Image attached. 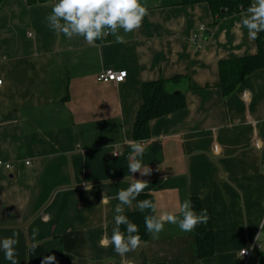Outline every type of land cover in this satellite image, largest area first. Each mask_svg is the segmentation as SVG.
<instances>
[{
  "label": "crops",
  "instance_id": "1",
  "mask_svg": "<svg viewBox=\"0 0 264 264\" xmlns=\"http://www.w3.org/2000/svg\"><path fill=\"white\" fill-rule=\"evenodd\" d=\"M182 1L141 0L148 15L138 30H121L124 43L108 35L93 47L49 28L57 0H0V160L14 165L0 166V239L18 234L19 264L47 255L56 264H245L240 250L256 237L254 257L264 264V68L225 96L219 67L257 54V42L237 28L245 8L215 16L206 2ZM107 68L127 78L98 82ZM176 76L169 89L187 105L150 122L151 136L138 141L152 174L133 177L127 141L135 140L143 83ZM134 179L147 180L141 194L168 211L202 200L213 253L200 257L195 230L172 224L124 257L102 244L114 227L115 197ZM0 264H10L2 251Z\"/></svg>",
  "mask_w": 264,
  "mask_h": 264
},
{
  "label": "clouds",
  "instance_id": "2",
  "mask_svg": "<svg viewBox=\"0 0 264 264\" xmlns=\"http://www.w3.org/2000/svg\"><path fill=\"white\" fill-rule=\"evenodd\" d=\"M147 15L148 8L141 0H57L46 20L49 28L57 34H63L69 39L82 37L87 45L94 47L98 40L108 35L113 36L116 43H124L125 35L120 34L121 30L125 34L138 30ZM240 27L247 29L250 40L259 38L258 34L264 32V0H254L237 25V28ZM127 144L131 149L128 157L129 173L133 177L136 173L141 177L150 176L152 169L143 163L146 145L138 140L127 141ZM148 184L147 180L134 179L127 188L119 190L115 197L119 203L114 208V227L110 239L105 237L102 244L114 246V251L121 257L137 250L143 243L138 226L125 215V208L131 209L133 201H136L135 207L140 212L150 211L151 214L144 217V223L146 231L153 239L159 238L166 224L176 225L183 232H192L198 225L206 224L210 219L207 209L197 212L190 198L178 203L174 211L158 206L153 200H137ZM85 187L89 189L88 185ZM101 202L107 204L109 200L103 196ZM122 225L126 232L121 231ZM259 227L264 229V221H261ZM38 235L39 228L33 229V240ZM18 243L17 233L0 239V251L10 264H19L16 251ZM36 247L37 244L33 243L31 250L34 252ZM41 264H56V257L44 256Z\"/></svg>",
  "mask_w": 264,
  "mask_h": 264
},
{
  "label": "trees",
  "instance_id": "3",
  "mask_svg": "<svg viewBox=\"0 0 264 264\" xmlns=\"http://www.w3.org/2000/svg\"><path fill=\"white\" fill-rule=\"evenodd\" d=\"M30 5L37 3H47L51 0H27ZM206 2L215 16H225L241 12L247 9L252 0H183L182 5L198 4ZM256 39L258 53L245 55V57H233L223 59L219 62L220 67V87L225 96L235 92L242 85L245 78L264 68V32L258 34ZM98 40L96 43L102 42ZM178 76L172 79H157L143 83L144 102L138 112V117L134 125V139L143 140L151 136L150 122L161 116L173 113L186 107L187 99L182 92L169 89L170 83L175 81ZM153 200L151 194H140L138 200ZM194 209L199 212L204 209L202 200L193 197ZM151 214L150 211L140 212L139 210L127 215L129 220L139 228V235L142 241H148L150 234L146 231L144 217ZM121 231L126 232L125 226H121ZM196 245L200 257H208L214 251V233L209 230L206 224H200L195 228ZM161 264V263H157ZM165 264V263H164Z\"/></svg>",
  "mask_w": 264,
  "mask_h": 264
},
{
  "label": "built area",
  "instance_id": "4",
  "mask_svg": "<svg viewBox=\"0 0 264 264\" xmlns=\"http://www.w3.org/2000/svg\"><path fill=\"white\" fill-rule=\"evenodd\" d=\"M200 29L204 30L205 27L201 26ZM197 37H198V34L196 33L192 36V39L196 41ZM127 75H128V72L125 70H116V69L107 68V69L100 71V73L97 76V81L103 82V83H113V82L121 83L125 81V79L127 78ZM0 81L4 83L3 79H0ZM3 83L0 84V89L3 86ZM243 96L244 98H246V95H243ZM0 166H3L7 169H11L14 167L13 164L2 161V160H0ZM260 247H261V242H259L258 238L256 237L252 241V246L250 248H243L240 250V255L244 259L245 264H251V262L252 264H262L260 258L254 257L255 249L260 248Z\"/></svg>",
  "mask_w": 264,
  "mask_h": 264
}]
</instances>
